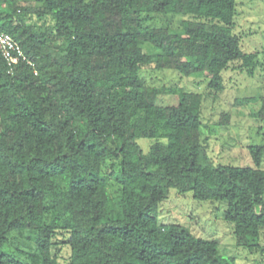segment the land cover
Returning <instances> with one entry per match:
<instances>
[{"label": "trees", "instance_id": "trees-1", "mask_svg": "<svg viewBox=\"0 0 264 264\" xmlns=\"http://www.w3.org/2000/svg\"><path fill=\"white\" fill-rule=\"evenodd\" d=\"M34 3L0 0V32L21 52L10 64L0 53V264H60L58 234L62 264H235L215 240L160 222L171 188L223 203L237 243L262 251L264 146H249L251 166L215 163L203 93L141 75L202 78L214 99L230 66L253 75L256 53L233 32L236 0ZM164 94L172 101L158 104ZM256 116L264 122V95ZM143 138L156 141L144 151Z\"/></svg>", "mask_w": 264, "mask_h": 264}, {"label": "rangeland", "instance_id": "rangeland-1", "mask_svg": "<svg viewBox=\"0 0 264 264\" xmlns=\"http://www.w3.org/2000/svg\"><path fill=\"white\" fill-rule=\"evenodd\" d=\"M34 11V0H25ZM233 32L240 37L244 52L256 53V67L253 75L245 70L230 66L223 73L224 89L216 94L205 91L206 80L198 77H183L172 70L157 71L150 67L141 71L149 84L179 86L187 91L203 93L201 123L208 138V154L215 163L235 166H251L249 146H264V122L256 116L259 98L264 95V0H236ZM156 15V24L162 19ZM182 17V16H181ZM180 18L171 19L177 26ZM172 101L171 94L159 97L158 104ZM227 117V122L223 123ZM155 139H139L143 150ZM262 167L264 168V156ZM225 205L221 202L193 199L190 192L178 194L171 188L166 200L159 205L161 223H177L195 235L215 240L225 257H233L235 264H264V235L262 251L248 252L232 235L231 226L224 220ZM65 236L58 234L52 254L60 264L67 262L70 249L64 243ZM10 252L13 246L5 247Z\"/></svg>", "mask_w": 264, "mask_h": 264}, {"label": "built area", "instance_id": "built-area-1", "mask_svg": "<svg viewBox=\"0 0 264 264\" xmlns=\"http://www.w3.org/2000/svg\"><path fill=\"white\" fill-rule=\"evenodd\" d=\"M0 53L8 64L15 61L21 54L16 42L6 33L0 32Z\"/></svg>", "mask_w": 264, "mask_h": 264}]
</instances>
